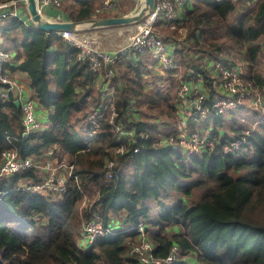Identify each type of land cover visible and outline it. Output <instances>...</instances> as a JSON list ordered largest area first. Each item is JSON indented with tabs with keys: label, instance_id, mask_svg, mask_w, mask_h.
<instances>
[{
	"label": "trees",
	"instance_id": "trees-1",
	"mask_svg": "<svg viewBox=\"0 0 264 264\" xmlns=\"http://www.w3.org/2000/svg\"><path fill=\"white\" fill-rule=\"evenodd\" d=\"M189 1L177 20V26L186 29L184 45L175 52L182 75L190 65L202 74L210 90L199 89L205 104L210 105L214 89L213 77L200 67L202 60L234 64L236 60L224 56L228 50L242 58L240 76L247 87L264 94L260 65H264V0ZM78 3L68 12L61 6L58 20L92 17L90 1ZM235 11H241L240 18L229 19ZM25 24L16 17L0 21L1 46L13 50L5 67L10 73L28 75L31 97L47 116L48 125L21 136L19 106L0 99V156L15 144L21 157L31 156L37 162L53 148L58 159L74 157L73 172L79 181L71 178L61 194L44 195L18 183L44 178L35 167L0 177V188L6 190L0 195V264H135L124 243L128 231L97 238L88 245L76 243L83 219L97 215L112 225V211L123 215L121 229L144 220L156 255L164 256L170 245H178L182 258L174 264H264V114L260 113L257 125L246 130L243 143L232 152L201 149L187 155L175 144L163 149L155 127L144 129L143 122L127 113L130 99L136 98V104L143 101L138 97L142 94L139 76L126 79L124 85L115 81L114 104L122 127L144 131L147 137L135 134L124 139L123 152L115 154L116 143L103 121L87 146L82 138L88 97L93 106L99 101L93 93L95 73L87 63L77 61L74 47L34 23ZM224 141L218 138V145ZM137 144L142 146L132 151ZM110 158L119 164L112 178H107L104 167ZM84 196L91 203L82 207ZM152 203L158 207L153 217Z\"/></svg>",
	"mask_w": 264,
	"mask_h": 264
},
{
	"label": "built area",
	"instance_id": "built-area-1",
	"mask_svg": "<svg viewBox=\"0 0 264 264\" xmlns=\"http://www.w3.org/2000/svg\"><path fill=\"white\" fill-rule=\"evenodd\" d=\"M62 0H36L39 10L42 7L52 6L59 7ZM186 0H153V5L149 12L139 20L134 22L135 31L131 34L127 45L113 53L108 52L91 41L87 36L81 35L79 30H57L54 35L61 38L68 45L76 50V58L80 62L87 63L93 72L102 71L105 77V85L102 92V102L93 110L86 119L87 127L83 133L85 145L94 141L95 133H97L103 121L107 122L108 130L116 143L113 152L115 154L122 153L124 150V135L121 122L116 118L117 111L114 104L113 86L110 82L114 75L112 65L121 54L127 52L142 53L146 50L153 51V56L159 61L163 69L177 72L179 69L178 60L174 55L167 52L163 39L155 31L154 24L160 17L164 18V25L174 27L176 24V14L174 9L177 5L184 3ZM16 0H0V21L3 18L15 16L17 12L10 9L9 6L14 5ZM117 6L116 0H101L100 6L96 11L111 10ZM133 27V28H134ZM10 57V52L3 49L0 41V99H18L21 109V125L24 135L41 128V123L36 116V103L30 97L23 95L18 80L6 71L5 65ZM212 67L218 69L221 89L223 93L219 97H213L210 105H206L205 95L197 87L191 86L186 81H180L177 93L184 98L188 93L192 95L191 114L193 118L206 117L210 113L224 114L231 109L241 105L244 100H249L253 105L255 103H264V99L259 94H250L247 84L240 76V69L232 64H223L219 60H215ZM264 105V104H263ZM257 107L256 105H254ZM258 108V107H257ZM260 110V109H259ZM262 112V110H260ZM264 114V111L262 112ZM176 138L173 133L169 134L165 139L158 140V145L162 143L175 144L187 155L195 154L201 149L210 151H221L222 153L232 152L240 147L244 141V137H235L226 140L218 145L216 136L204 135L194 129H178ZM247 133V131L245 132ZM139 138L144 139L147 136L144 132L138 133ZM141 145L137 144L132 147V151H137ZM52 154V149H48L47 155ZM44 167L47 175L40 181L30 182L21 186L25 190L34 193H56L61 194L67 188L66 177H72L75 182L79 181V176L73 172L75 161L69 160L58 161L57 168L65 171V175H57L55 168L51 167L47 160ZM39 167L32 157H21L15 144L4 149L1 152L0 161V177L12 174L16 171L29 168ZM104 175L112 178L116 164L115 159L110 158L105 164ZM50 171V172H49ZM5 193V189H0V195ZM84 198V197H83ZM36 219H41L36 217ZM81 225V236L77 239L78 244L88 245L97 238L112 236L121 231H128L124 243L128 247V254L133 256L135 264H174L180 259L181 251L178 245L169 246L164 256H158L154 253V244L152 243L148 230L146 229L144 220H139L125 229L118 227L117 229L110 224L103 223L96 215L83 219ZM85 243V244H84Z\"/></svg>",
	"mask_w": 264,
	"mask_h": 264
},
{
	"label": "crops",
	"instance_id": "crops-1",
	"mask_svg": "<svg viewBox=\"0 0 264 264\" xmlns=\"http://www.w3.org/2000/svg\"><path fill=\"white\" fill-rule=\"evenodd\" d=\"M88 1H90V3L92 4V11H93L92 17H96V18H102V17H108V16H120V15H126V14L128 15V14L132 13L137 8L139 3L141 2V0H137V1L136 0H116L117 6L114 7L113 9L97 12L96 8L100 6L101 0H88ZM189 4H190V1L186 0L184 3L179 4L175 7L174 12L176 14V20L181 19L184 7L188 6ZM251 4H252V2L247 1V5L250 6ZM78 5H79L78 0H62L61 5L59 7L45 6V7H42L41 9H42V14L46 18L51 19V20H58L59 18L62 17V12H60V10H58V9H60L61 6L65 7V11L68 12V11H70L71 8L72 9L77 8ZM9 8L14 9L17 12L18 16L16 18L21 19L24 24L27 22L32 23L30 16L28 14L27 8H26L25 0H16V3L14 5L9 6ZM10 17H15V16H10ZM92 17H90V18H92ZM161 19H164V18L160 17L159 20H161ZM62 20H64V19H62ZM25 25H28V24H25ZM176 25H177V22H176ZM82 26L84 27V29H83L84 32L94 33L96 36L98 34L104 33L103 31L105 30V29H103L104 26H89V27H85V25H82ZM50 34H52V33H50ZM162 37H163V39L167 37L166 39H164V42H165L164 45L166 47V50L168 53L174 55V57L178 60V63H179V59L177 57L175 49L183 48L184 44H183L182 38L179 41H174L173 37L170 35H165V37H164V35H162ZM0 40H1V38H0ZM263 49H264V47H263ZM12 51L13 50L11 49L10 53ZM107 51L110 53H113L115 50H107ZM152 53H153V51H151V50H146L142 53H135V52L129 53V54H131L130 56L123 58V59H126L125 62L123 61V59H121V65L123 67H125V64H126V66L130 69V71L132 72L133 75L132 76H130V75L122 76L121 78H124V81L119 79V76H117L115 78V75H113L114 77L113 76L111 77L110 82L113 86V92L115 95V87H116L115 81L118 85H124V83L127 81L126 79H137L139 76H141L142 94L138 97L140 99H143V101L140 104H136V98L130 99V103L127 106V113L129 114L130 117H133V119L135 121L143 122L142 127L144 129L147 127L154 126L158 140H163L169 134L179 132L180 130H178V129H181V128H183V129L184 128L185 129H194L197 132L204 134V135H211L212 134V135L216 136L217 141H218V138H219V141L220 140H229L231 138L239 137L238 136L239 133L240 134L243 133L242 136H244L246 134L245 133L246 130H244V131L242 130V132H240L239 121L237 118H235V116H236V113L238 111H242V109H240V107L243 106V104L246 101L251 103L249 100H244V102L241 105H239L238 107L231 109L228 112L224 113L225 116L222 117L223 121H217L216 115H221V114H213L214 116H208L206 119H203L202 117L192 118L190 116V113H191V109H192V105H193L192 104V98L193 97H192L191 93H188L186 95V97H184V98L180 97L177 93L178 84L173 87L172 93H170L171 98H170V101L168 103H165V101L161 100L160 98L157 99L156 95H158V93H160L162 91V89L160 88L163 85L161 83L162 82L161 78H163L164 75L157 73V70L152 68L153 65L151 63L146 62V65H148L149 67L144 66V65L142 66L141 59L138 56L144 57L145 55L150 54L149 61L152 63H154V61H156V63L159 64V68H160L159 71L162 72L163 74H168L170 79L175 78L179 74H173V73H171L173 71L170 72L169 70L163 69L161 64L159 63V61L153 56ZM203 56H205V55H203ZM77 61H79V60L77 59ZM214 62H215V60H213V59L210 60L207 57H204V59L202 60V65H200V67L203 70H207V72L212 74V77L215 76V77H213V81H212V86L214 89L212 91V93H213V97H219L222 95V93L224 91H223V89H221L220 81H218L217 83H214L216 78L217 79L220 78V77H218L219 75L217 76V74H216V72H218V69H215L214 67H212ZM241 62L236 61L232 65L238 67V69H240L242 71V63ZM81 63H84V62H81ZM143 67L145 68L144 70H142ZM146 68H148V69H146ZM179 69H180V64H179ZM151 70L156 71V73L150 74L149 71H151ZM6 71L9 74H11L17 78L23 95L31 97V92L29 91V88H28V83H29L28 75L22 71H13L12 73H10L7 70V68H6ZM135 71H137L138 73H135ZM94 73H95V79L93 81V89H94L93 93L96 94V96L99 98V101L96 100V105L89 112H92L93 110H95L97 108V106L102 102V92H103L104 85H105V77H104L102 71H97ZM147 76H149V78H147ZM178 81H179V78H178ZM180 81H186L191 86L197 87L199 89L205 88V90H209L203 82L202 74L197 71V68L192 67V65L187 66V68L185 70V74L183 77H181ZM157 82H158V85L156 87ZM254 94H258V93L255 92ZM146 95H148L149 97H145ZM153 97L156 98V100H157L156 103L153 102ZM32 99L35 101L34 98H32ZM88 99H91V97H88ZM4 100H9V99H4ZM10 100H13V102H14V100H16V99H10ZM35 103H36V101H35ZM150 103L154 104L155 107L149 108ZM92 104H93V100H92V103H90L89 105L91 106ZM144 109L154 110L152 113L157 114V115H153L150 112L144 114L143 113V112H145ZM36 112H37L36 116L38 119H40V122L42 124V128L46 127L48 125L47 116L43 115L42 112H40V107L37 104H36ZM211 117H213V118H211ZM225 117L227 119H224ZM122 129H123V131H125V135L123 136L125 140L133 138L135 134L139 133V132L137 133V131H135V130L132 131L131 128L122 127ZM129 129H131V130H129ZM140 132H144V131H140ZM242 136H240V137H242ZM170 145L171 144H168V143H162L161 148L165 149L166 147H168ZM48 149H50V148H48ZM48 149L40 155V160L37 161V163L41 164V165H39L38 168L41 169V172L43 174L47 175L48 174L47 170L44 167H46L45 163L48 160L50 162L51 167L55 168V173L57 175H63V174L65 175V171L63 169L57 168L58 161L65 160V158L63 157L62 159H58L53 154V148H51L52 154L47 155ZM64 156H66V155H64ZM32 158L34 161L36 160V159H34V157H32ZM70 158H72V156H70ZM72 160H74V158H72ZM116 167H117V165H116ZM71 178L72 177H66V182L68 185L70 184ZM68 185H67V187H68ZM157 210H158V207L154 203H152L151 204V210H150L151 211V217L156 215ZM122 218H123V215L120 213H117L114 211L109 213V223H112V225L116 229L122 225L121 224ZM79 238L80 237L76 238V242H77V239H79ZM181 258H182V256H181Z\"/></svg>",
	"mask_w": 264,
	"mask_h": 264
},
{
	"label": "rangeland",
	"instance_id": "rangeland-1",
	"mask_svg": "<svg viewBox=\"0 0 264 264\" xmlns=\"http://www.w3.org/2000/svg\"><path fill=\"white\" fill-rule=\"evenodd\" d=\"M251 5H254V2H252ZM244 7H242L243 9L241 11H244ZM241 11H235L233 13L234 14L233 18H232V16H229V19H231V20L239 19ZM134 26H135L134 23H129V24H125V25H120V24L107 25V26H104V28H103V29H105L103 31L104 33L98 34L97 36L94 33L84 32V30H83L84 27L80 26V28H79L80 32L79 33L81 35L87 36L89 39H91V41L93 43H95L98 47H100V48H102L104 50H115V51H118V50L123 49L127 45L128 41H129V38L131 37V34L135 31L136 27H134ZM85 27H89V26H85ZM154 29L158 33V35L161 36V38H162V35H164V36L165 35H170V36L173 37L174 41H179L186 34V29H184L183 27L177 26L176 24L174 25V27H170L168 25H164L163 21L161 22L160 25H158L156 27L154 26ZM129 53H131V52L129 51L126 54H121L120 57L118 58V60H116L114 62V64L112 65V69H113V71L115 73L114 74L115 78L117 76H119V79H121L122 81H124V78H121L122 76H125V75L132 76L133 75L132 72L130 71V69L126 66V64H125V67H123L121 65V59H123L124 57L130 56L131 54H129ZM224 53L226 54V55H224L225 57L230 58V59H234V60H236L238 62H241L240 61L241 60L240 56H238L237 54H233V52L231 50L224 51ZM138 57L141 59L142 66L143 65L144 66H148V65H146V62L151 63L153 65L152 68L157 70V73L164 75V77L161 78V81H162L161 83L163 85L160 88L162 89V91L160 93H158V95H156V97H157V99L160 98L161 100L165 101V103H168L170 101V98H171L170 93H172L173 87L175 85H177V84L179 85L181 77L184 76V75L181 74L182 70L178 69L177 72H171L170 71L173 74H179L178 76L173 78L174 79L173 80V79H170L168 74H163L162 72L159 71V69H160L159 68V64L156 63V61H154V63L149 61L150 54L149 55H145L144 57H142V56H138ZM123 61L125 62L126 59H123ZM231 63H234V61L231 62ZM260 65H261V69L264 68L263 62H261ZM144 69L145 68L143 67L142 70H144ZM146 69H148V68H146ZM149 73L150 74H154V73H156V71L151 70V71H149ZM211 76H212V74H211ZM213 77H215V76H213ZM147 78H149V76H147ZM178 78H179V81H178ZM218 81H220V78H218V79L216 78L214 83H217ZM157 85H158V82L156 84V87H157ZM220 86H221V83H220ZM249 88H250V90H249ZM249 88H248V90L251 93L256 92V93H258L260 95V97L262 99H264V94H263L262 91H260L256 87H249ZM91 101H92V97H91V99L88 100V103H87V107L88 108L86 107L87 111H90L94 107L93 105H91V106L89 105V102L91 103ZM263 104L264 103H262V102L259 103V104L254 102V105H256L258 107L257 108L252 103H249L248 101H246L243 104V106L240 107V109H242V111H238V112L236 111L237 113H236L235 118H237L238 121H239L240 132H242V130L243 131L247 130L248 128L249 129L254 128L257 125V122L259 121L260 117L262 116V114H260L261 113L260 110H262V112L264 111V105ZM19 108H20V105H19ZM144 110H145V112H143L144 114H146L148 112L152 113L154 111V110H148V109H144ZM20 113H21V109H20ZM90 113L91 112H89L88 115ZM152 114L153 115H157V114H154V113H152ZM213 114L214 113H210L206 117H204L203 119H206L208 116H214ZM190 116L192 117L191 113H190ZM223 116H225V115L224 114L223 115L222 114L221 115H216L217 121H223V119H222ZM211 118H213V117H211ZM86 119H87V117L85 118V120ZM224 119H227V118L225 117ZM38 120L40 121V119H38ZM41 128H42V124H41ZM181 129H183V128H181ZM187 130H190V129H187ZM27 135H24V131L23 130L21 131V136L24 137V136H27ZM173 135H174L175 138L178 136L176 133H173ZM64 158H65L64 161H69V160H72V158H74V157L70 158V157L64 156ZM0 161H1V156H0ZM115 164L116 165L119 164L116 159H115ZM38 165H41V164H38ZM35 169H36V172L40 176L41 175L44 176V174L41 172V169H39V168H35ZM30 182H32V181H30L28 179H23V180H20V182H18V183H19V185L24 186V185H26V184H28ZM35 182H37V181H35ZM49 194H56V193H52V192L44 193V195H49ZM90 203H91V199L88 196H86V197L84 196V198L81 200V206L82 207H85V206L89 205ZM81 206L79 207L78 211H81Z\"/></svg>",
	"mask_w": 264,
	"mask_h": 264
},
{
	"label": "water",
	"instance_id": "water-1",
	"mask_svg": "<svg viewBox=\"0 0 264 264\" xmlns=\"http://www.w3.org/2000/svg\"><path fill=\"white\" fill-rule=\"evenodd\" d=\"M26 8L30 16L31 22L35 26L45 32L54 33L57 30H80V26H106L120 24L125 25L139 21L144 14L148 13L153 5V0H141L137 8L130 14L120 16H108L102 18L92 17L84 21L70 20H51L42 14L36 5V0H25ZM19 100H14V104L19 106Z\"/></svg>",
	"mask_w": 264,
	"mask_h": 264
},
{
	"label": "clouds",
	"instance_id": "clouds-1",
	"mask_svg": "<svg viewBox=\"0 0 264 264\" xmlns=\"http://www.w3.org/2000/svg\"><path fill=\"white\" fill-rule=\"evenodd\" d=\"M53 35H54V33H53ZM246 132V131H245ZM75 161V160H74Z\"/></svg>",
	"mask_w": 264,
	"mask_h": 264
}]
</instances>
